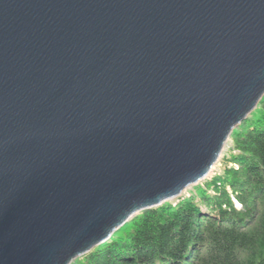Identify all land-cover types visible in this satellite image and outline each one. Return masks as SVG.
Wrapping results in <instances>:
<instances>
[{
	"label": "water",
	"instance_id": "95a60500",
	"mask_svg": "<svg viewBox=\"0 0 264 264\" xmlns=\"http://www.w3.org/2000/svg\"><path fill=\"white\" fill-rule=\"evenodd\" d=\"M263 96L264 0H0V264L178 198Z\"/></svg>",
	"mask_w": 264,
	"mask_h": 264
},
{
	"label": "trees",
	"instance_id": "16d2710c",
	"mask_svg": "<svg viewBox=\"0 0 264 264\" xmlns=\"http://www.w3.org/2000/svg\"><path fill=\"white\" fill-rule=\"evenodd\" d=\"M255 111L232 132L229 163L198 200L139 212L72 264H264V96Z\"/></svg>",
	"mask_w": 264,
	"mask_h": 264
},
{
	"label": "rangeland",
	"instance_id": "374dc122",
	"mask_svg": "<svg viewBox=\"0 0 264 264\" xmlns=\"http://www.w3.org/2000/svg\"><path fill=\"white\" fill-rule=\"evenodd\" d=\"M256 111L254 110L249 116H248V119L250 120H253V114H255ZM247 123V122H246ZM246 126V125H245ZM243 127V126H241ZM239 128V126H238ZM229 147V146H228ZM225 151L227 150V145L224 149ZM224 154L222 152L220 158L218 159L217 163L214 165V169L211 171V173L209 174V176L207 178H205L204 180H202L201 182H198L197 184L195 185H191L189 187H187L183 193L181 194V196H179L178 198H182V197H188L190 196V194H192L193 196L196 197V200H198V194L200 192V188L204 187V181L205 180H208V179H211L212 177L216 176V175H221V172L223 169H225V164L226 163H229L228 160H226L227 158V153H229V151H224ZM233 152V150H231ZM230 166V165H229ZM227 167V166H226ZM229 189V188H228ZM178 198L176 199H173L172 201H175L174 204L178 201ZM116 232V231H115ZM82 257V256H81ZM81 257H78V258H81Z\"/></svg>",
	"mask_w": 264,
	"mask_h": 264
}]
</instances>
